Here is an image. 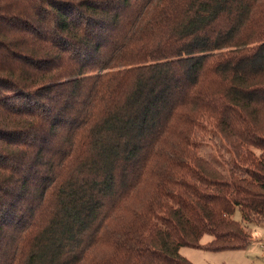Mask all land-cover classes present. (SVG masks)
<instances>
[{"label":"trees","instance_id":"16d2710c","mask_svg":"<svg viewBox=\"0 0 264 264\" xmlns=\"http://www.w3.org/2000/svg\"><path fill=\"white\" fill-rule=\"evenodd\" d=\"M210 133L241 173L200 155ZM245 222L264 0H0V264H193L246 248Z\"/></svg>","mask_w":264,"mask_h":264},{"label":"rangeland","instance_id":"374dc122","mask_svg":"<svg viewBox=\"0 0 264 264\" xmlns=\"http://www.w3.org/2000/svg\"><path fill=\"white\" fill-rule=\"evenodd\" d=\"M235 149L236 147L233 148L219 134L210 133L208 138L203 140L199 153L204 158L215 162L224 174L229 175L232 172L239 174L241 171H238L236 167L237 152ZM239 154H241V149ZM234 218L239 222L242 221L239 210L236 211ZM245 226L251 234V242L244 249L210 252L182 247L180 253L193 264H264V224L245 222ZM208 241H210V236L205 235L203 242Z\"/></svg>","mask_w":264,"mask_h":264}]
</instances>
